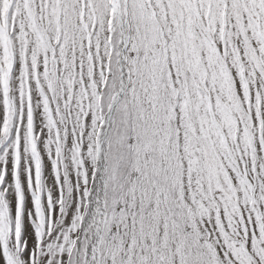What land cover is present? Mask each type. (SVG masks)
Returning <instances> with one entry per match:
<instances>
[{
    "label": "snow or ice",
    "instance_id": "obj_1",
    "mask_svg": "<svg viewBox=\"0 0 264 264\" xmlns=\"http://www.w3.org/2000/svg\"><path fill=\"white\" fill-rule=\"evenodd\" d=\"M0 264H264V0H0Z\"/></svg>",
    "mask_w": 264,
    "mask_h": 264
}]
</instances>
